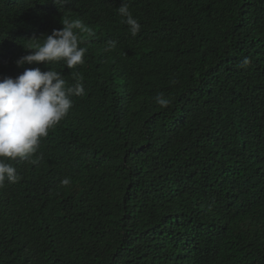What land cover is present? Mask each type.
<instances>
[{
  "label": "trees",
  "instance_id": "obj_1",
  "mask_svg": "<svg viewBox=\"0 0 264 264\" xmlns=\"http://www.w3.org/2000/svg\"><path fill=\"white\" fill-rule=\"evenodd\" d=\"M76 19L83 65L16 64ZM35 67L86 95L0 158V264H264V0H0V73Z\"/></svg>",
  "mask_w": 264,
  "mask_h": 264
},
{
  "label": "clouds",
  "instance_id": "obj_2",
  "mask_svg": "<svg viewBox=\"0 0 264 264\" xmlns=\"http://www.w3.org/2000/svg\"><path fill=\"white\" fill-rule=\"evenodd\" d=\"M55 2L58 4L59 0ZM119 13L133 37L141 33L142 25L126 3L119 7ZM62 24V28L54 29L51 34L43 33L45 40L42 44L25 47L30 51L18 58L16 64L45 63L50 66L63 62L69 69L83 65L87 49L80 46L83 43L80 33L93 36L94 32L79 19ZM115 46V41L109 42L106 51ZM249 65L250 58L245 57L242 66ZM8 75L0 73V158L27 159L37 153L41 138L47 137L50 129L64 122L73 107V96H77L76 102L81 96L85 97L86 91L82 77L73 73L75 83L69 85L60 71L51 68L47 71L39 67L26 68L15 78H3ZM155 101L163 108L169 105L162 93L155 96ZM85 103L88 104L87 100ZM18 180L17 169L6 159H0V187L5 181L16 183ZM61 183L67 185L69 180L65 178Z\"/></svg>",
  "mask_w": 264,
  "mask_h": 264
}]
</instances>
